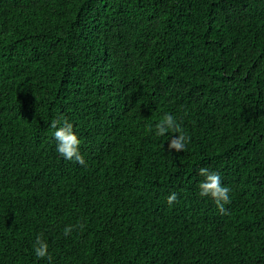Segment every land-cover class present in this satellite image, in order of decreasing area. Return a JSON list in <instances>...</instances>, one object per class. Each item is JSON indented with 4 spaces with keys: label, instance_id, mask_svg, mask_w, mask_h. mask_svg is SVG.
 <instances>
[{
    "label": "trees",
    "instance_id": "trees-1",
    "mask_svg": "<svg viewBox=\"0 0 264 264\" xmlns=\"http://www.w3.org/2000/svg\"><path fill=\"white\" fill-rule=\"evenodd\" d=\"M165 113L183 152L146 131ZM38 234L52 264H264V0H0V264H48Z\"/></svg>",
    "mask_w": 264,
    "mask_h": 264
},
{
    "label": "clouds",
    "instance_id": "clouds-1",
    "mask_svg": "<svg viewBox=\"0 0 264 264\" xmlns=\"http://www.w3.org/2000/svg\"><path fill=\"white\" fill-rule=\"evenodd\" d=\"M50 127L53 129L51 135L58 156L66 161L75 162L77 165L86 166V161L80 151L81 140L74 131L73 124L67 118H60L52 120ZM146 131L158 138L165 137L167 134L166 150L169 153L183 152L189 142V137L182 128L181 123L171 113H165L154 126L149 125ZM161 148L165 149L163 144ZM197 176L201 178L196 185L199 197L210 199L220 214H226L225 206L230 203L231 189L222 183L220 173L205 166L198 169ZM176 201V192H171L166 197V203L170 207ZM78 227L83 228V225H78ZM72 231L73 226H65L63 234L68 236ZM32 252L37 260L44 259L48 261V264H52V254L42 234L35 236L32 243Z\"/></svg>",
    "mask_w": 264,
    "mask_h": 264
}]
</instances>
